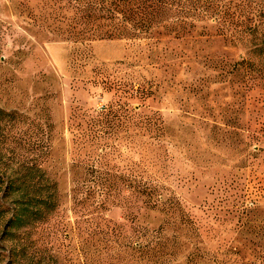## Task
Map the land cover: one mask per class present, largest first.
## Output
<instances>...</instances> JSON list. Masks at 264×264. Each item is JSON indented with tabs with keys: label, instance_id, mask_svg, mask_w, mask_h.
Wrapping results in <instances>:
<instances>
[{
	"label": "rangeland",
	"instance_id": "1",
	"mask_svg": "<svg viewBox=\"0 0 264 264\" xmlns=\"http://www.w3.org/2000/svg\"><path fill=\"white\" fill-rule=\"evenodd\" d=\"M168 3L0 0V171L60 201L2 264H264V0Z\"/></svg>",
	"mask_w": 264,
	"mask_h": 264
},
{
	"label": "trees",
	"instance_id": "2",
	"mask_svg": "<svg viewBox=\"0 0 264 264\" xmlns=\"http://www.w3.org/2000/svg\"><path fill=\"white\" fill-rule=\"evenodd\" d=\"M158 2L169 4L170 0H158ZM121 112H123L121 109L118 111L112 109L109 112L105 121V131L102 132L116 133L120 127ZM124 113H128V110L124 109ZM7 116L10 114L0 109V120ZM19 173L8 177L7 173L0 171V242H12L15 257L23 250L21 246L18 247L19 232L47 222L60 204L58 195L50 192L47 183L41 182V177L31 184V180L36 179L35 175L30 177ZM32 186L40 189L30 194L28 188ZM0 264H2L1 260Z\"/></svg>",
	"mask_w": 264,
	"mask_h": 264
}]
</instances>
